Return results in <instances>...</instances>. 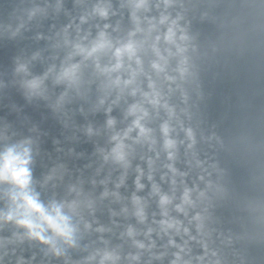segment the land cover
I'll return each instance as SVG.
<instances>
[{
	"label": "clouds",
	"instance_id": "1",
	"mask_svg": "<svg viewBox=\"0 0 264 264\" xmlns=\"http://www.w3.org/2000/svg\"><path fill=\"white\" fill-rule=\"evenodd\" d=\"M73 6L81 9L78 15L65 11L66 24L50 37H36L53 41V54L43 72L35 75L30 70V62L41 59L36 52L30 61L18 62L15 73L26 97L44 100L64 117L65 127L73 111L68 106L73 103L79 102L75 111L85 117L103 112L102 126L89 122L78 129L89 139L104 138L103 145L95 147L98 166L88 181L102 191L98 196L85 191L79 177L64 184L69 173L63 163H54L40 180L34 179L35 141L25 137L9 142L6 129L0 128V264H33L35 252L27 259L23 255L26 242L42 246L43 257L61 259L63 264H164L165 260L167 264H229L221 246H230L232 238L217 233L214 240L215 229L209 227L212 198L221 190L206 179L212 173L198 158L194 128L185 124L191 120L186 85L194 77L188 53L195 47L190 45L183 12L173 15L170 11L182 9L183 4L179 0H116L114 7L113 0H73ZM48 8L59 13L63 0L43 7L19 0L0 14V34L16 36L36 17L46 16ZM227 8L225 15L241 42L264 47V0H232ZM125 11L126 27L122 24ZM113 17L118 18L112 22ZM114 109L121 111L119 121L111 115ZM200 139L209 142L213 136ZM181 149L188 171L176 166ZM134 160L145 167L139 162L133 166ZM208 167L215 169V165ZM106 168L103 178L95 179ZM193 169L200 171L189 187L185 178ZM130 171L135 173V190L125 198L119 189ZM113 172H118L115 179ZM142 179L149 185L146 196L137 195L145 189ZM165 183L167 190L162 188ZM61 184L64 194L58 197L55 189ZM109 198L110 203L121 204L119 212L109 208L110 216H130L135 224L122 226L116 235L120 243L113 245L100 235L81 247L79 241L90 232H113L103 225L93 228L98 204ZM125 199L127 204L122 203ZM150 202L156 206L151 213ZM112 225L121 227L116 221ZM6 228L10 232L3 235ZM97 243L101 246H94ZM69 250L87 255L73 260ZM239 259L243 264V257Z\"/></svg>",
	"mask_w": 264,
	"mask_h": 264
},
{
	"label": "water",
	"instance_id": "2",
	"mask_svg": "<svg viewBox=\"0 0 264 264\" xmlns=\"http://www.w3.org/2000/svg\"><path fill=\"white\" fill-rule=\"evenodd\" d=\"M18 2L19 0H0V14H6ZM25 2L28 3L29 0ZM30 2L43 7L46 3L54 4L55 0ZM231 2L232 0H179L183 8L177 7L170 11L173 15L176 11L183 12L188 22L190 45L195 47L194 52L190 50L188 53L194 77L186 85L191 120H185V124L194 128L198 158L205 161L204 167L212 173L206 179H211L221 190L213 196L209 209V227L215 229L213 239L215 240L217 233L222 238H232L230 246H221L229 264H240V257H243V264H264V47H249L238 38L236 29L225 15L228 12L227 5ZM113 6H116V0H113ZM80 10L73 6V0H63V9L59 13L48 8L46 16L36 17L27 25V30H21L16 36H11L8 32L0 34V128L6 129L9 142L25 137H31L35 141L34 147L38 154L34 157V179L40 180L42 174L54 163H63L69 173L65 176L64 184L75 182L79 177L84 181L85 191L98 196L102 187L97 185L93 189L88 181L93 178L98 166V158L93 155L95 147L103 145L104 138L89 139L78 129L89 122L94 126H102L106 119L103 112L85 117L75 111L79 102L73 103L68 106L73 111L70 113L69 126L65 127L64 117L54 113L44 100L26 97L20 86L21 78L15 73L18 62L30 61L34 53L40 52L41 59L31 61L29 67L33 74H41L50 62L47 58L53 54L50 47L53 41L36 39L37 35L52 36L68 22L65 11L75 16ZM117 18H111L112 22ZM122 24L125 27L128 24L126 11ZM173 102L178 103L175 97ZM111 115L119 121L120 109H114ZM119 126L121 125L118 124ZM180 135L182 137L183 133ZM201 135L213 136V139L209 142L201 141ZM68 149H72L71 154ZM182 154L183 149L181 162L176 166L182 171H188L182 163ZM138 162L134 160L133 166ZM90 163L91 168L85 167ZM139 163L145 167L142 162ZM208 165H215V169ZM106 171L107 168L95 179L103 178ZM199 171L193 169L189 177L185 178L189 187ZM117 175L118 172H113L112 179ZM134 177L135 173L130 171L125 186L119 189L122 197H129L135 190ZM155 179L159 183V173ZM141 182L145 184V189L137 195L146 196L149 191L148 182L144 179ZM64 184L55 189L58 197L64 194ZM200 187H203L202 183ZM108 188L111 190V183ZM162 188L167 190L168 185L162 184ZM51 191L49 190L48 195H51ZM110 200L111 198L98 204L94 214L97 223L93 224V228L103 225L112 227L113 232H90L79 241L81 247L85 243L96 241L100 235L113 245L120 243L116 235L122 231V226L135 224L130 216L127 219L122 215L110 216L109 208L119 212L121 207V204L110 203ZM122 203L127 204V199ZM155 210V203L150 202L149 213ZM112 221H116L121 227H113ZM9 232L6 228L2 234L8 235ZM216 244L219 245L218 240ZM94 246L101 245L97 243ZM22 247L26 259L33 252L36 253L37 259L33 264H40L42 258L44 264H63L61 259L43 257L42 246L34 242L31 246L26 242ZM125 250H128L127 245ZM67 255L78 260L87 255V252L69 250ZM164 264H167V260Z\"/></svg>",
	"mask_w": 264,
	"mask_h": 264
}]
</instances>
